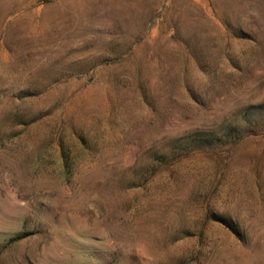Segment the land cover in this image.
<instances>
[{"label": "rangeland", "instance_id": "374dc122", "mask_svg": "<svg viewBox=\"0 0 264 264\" xmlns=\"http://www.w3.org/2000/svg\"><path fill=\"white\" fill-rule=\"evenodd\" d=\"M0 264H264V0H0Z\"/></svg>", "mask_w": 264, "mask_h": 264}, {"label": "trees", "instance_id": "16d2710c", "mask_svg": "<svg viewBox=\"0 0 264 264\" xmlns=\"http://www.w3.org/2000/svg\"><path fill=\"white\" fill-rule=\"evenodd\" d=\"M197 135V134H196ZM192 143H197L196 145H198V146H202V144H205V143H207V141H205V143H202L203 141H198L197 140V138H194L192 141H191ZM189 143V142H188ZM217 221H220L223 225H225L231 232H233L234 234H236L237 236H239L240 235V233H239V231H238V229L236 228V226H235V224H233L232 222H231V220L230 219H226V218H219V220H217Z\"/></svg>", "mask_w": 264, "mask_h": 264}]
</instances>
